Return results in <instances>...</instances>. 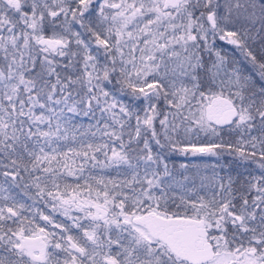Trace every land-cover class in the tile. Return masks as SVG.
Wrapping results in <instances>:
<instances>
[{
  "label": "snow or ice",
  "instance_id": "snow-or-ice-1",
  "mask_svg": "<svg viewBox=\"0 0 264 264\" xmlns=\"http://www.w3.org/2000/svg\"><path fill=\"white\" fill-rule=\"evenodd\" d=\"M0 264H264V0H0Z\"/></svg>",
  "mask_w": 264,
  "mask_h": 264
},
{
  "label": "rangeland",
  "instance_id": "rangeland-1",
  "mask_svg": "<svg viewBox=\"0 0 264 264\" xmlns=\"http://www.w3.org/2000/svg\"><path fill=\"white\" fill-rule=\"evenodd\" d=\"M180 158H178V161H179Z\"/></svg>",
  "mask_w": 264,
  "mask_h": 264
}]
</instances>
